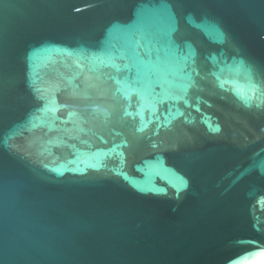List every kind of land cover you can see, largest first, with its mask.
Segmentation results:
<instances>
[{
	"label": "water",
	"instance_id": "obj_1",
	"mask_svg": "<svg viewBox=\"0 0 264 264\" xmlns=\"http://www.w3.org/2000/svg\"><path fill=\"white\" fill-rule=\"evenodd\" d=\"M263 254L264 0H0V264Z\"/></svg>",
	"mask_w": 264,
	"mask_h": 264
},
{
	"label": "snow or ice",
	"instance_id": "obj_2",
	"mask_svg": "<svg viewBox=\"0 0 264 264\" xmlns=\"http://www.w3.org/2000/svg\"><path fill=\"white\" fill-rule=\"evenodd\" d=\"M106 66H109V67H112L116 70V72H121L123 70H130L129 69V65L125 64L123 66H120L118 64H116L114 61H110ZM154 72L157 71L156 69L153 70ZM198 75V73H197ZM138 77H139V73H138ZM116 83L118 85H120V87L117 89V91L121 92L122 95H124L126 98L128 96H130L132 93H136L137 95L141 96L142 100H146V96L144 95V90L140 89V88H137L135 85L137 83H139V79L135 80V81H129L127 78H125L123 81L119 80V79H116ZM165 83H168V84H171L170 81H165ZM223 86V85H221ZM258 85L256 84H253L252 85V88L253 89H258ZM161 88L162 90L164 89V84L162 83L161 84ZM186 90V89H185ZM39 91V89H38ZM236 95L239 97V99H241L243 101V103L248 106V107H251V99H252V96H249V95H245L241 92H237ZM253 96L255 95V92H253L252 94ZM179 99H182V97L180 96H173L170 94V92H168L167 90H164L163 91V95L162 97L159 99V100H151V101H148L147 103V106L149 108H151L152 110H155V107H156V104L157 103H164L166 102L167 100H179ZM261 106V103H257L256 107H260ZM143 107L144 105L142 104L141 105V109L138 110V115H141V119L143 121ZM45 111L46 112H52L53 114L57 111L56 108H52V107H48L47 105L45 106ZM182 114V113H181ZM126 115H132L131 113H127L126 112ZM41 124L43 123L42 121L40 122ZM170 123V121L168 122ZM33 127H37L39 125L37 124H33L32 125ZM145 127L147 125H144ZM140 131H143V128L139 129ZM216 131H219V128L217 127L215 129Z\"/></svg>",
	"mask_w": 264,
	"mask_h": 264
},
{
	"label": "bare ground",
	"instance_id": "obj_3",
	"mask_svg": "<svg viewBox=\"0 0 264 264\" xmlns=\"http://www.w3.org/2000/svg\"><path fill=\"white\" fill-rule=\"evenodd\" d=\"M252 264H264V254L261 255L256 261H254Z\"/></svg>",
	"mask_w": 264,
	"mask_h": 264
}]
</instances>
